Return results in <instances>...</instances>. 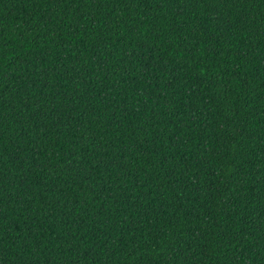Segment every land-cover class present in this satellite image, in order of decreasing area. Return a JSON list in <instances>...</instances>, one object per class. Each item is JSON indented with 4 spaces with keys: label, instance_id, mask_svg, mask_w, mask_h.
<instances>
[{
    "label": "trees",
    "instance_id": "16d2710c",
    "mask_svg": "<svg viewBox=\"0 0 264 264\" xmlns=\"http://www.w3.org/2000/svg\"><path fill=\"white\" fill-rule=\"evenodd\" d=\"M0 264H264V0H0Z\"/></svg>",
    "mask_w": 264,
    "mask_h": 264
}]
</instances>
